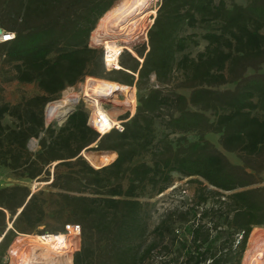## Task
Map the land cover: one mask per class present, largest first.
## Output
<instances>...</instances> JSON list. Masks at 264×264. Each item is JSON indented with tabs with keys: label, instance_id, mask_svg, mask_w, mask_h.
<instances>
[{
	"label": "trees",
	"instance_id": "16d2710c",
	"mask_svg": "<svg viewBox=\"0 0 264 264\" xmlns=\"http://www.w3.org/2000/svg\"><path fill=\"white\" fill-rule=\"evenodd\" d=\"M117 1L0 0V26L16 33L0 43V67L14 72L5 79L40 89L19 103L0 104V168L59 190L51 214L62 224L54 231L81 225L73 264H145L170 238L182 244V264H242L251 232L264 226V0H163L148 44L135 50L143 61L125 52L122 69L108 71L90 38L98 20L105 15L100 28L106 29L114 9L134 0ZM202 41L204 49L193 56L190 49ZM179 69L183 78L175 82ZM92 75L99 78L88 83L91 98L112 95L108 82L137 87L136 114L125 130L100 136L84 104L62 124L46 127L49 102ZM211 132L218 144L207 138ZM33 138H39L36 153L29 147ZM94 144L106 153L88 156L91 165L81 153ZM175 172L216 190L211 197L199 189L198 202L166 212L147 243L152 214L143 199L167 191ZM42 192L23 184L0 187V264L14 236L35 234L45 221ZM189 214L191 238L183 239V230L169 222L175 216L189 221ZM163 250L171 252L169 244Z\"/></svg>",
	"mask_w": 264,
	"mask_h": 264
},
{
	"label": "rangeland",
	"instance_id": "374dc122",
	"mask_svg": "<svg viewBox=\"0 0 264 264\" xmlns=\"http://www.w3.org/2000/svg\"><path fill=\"white\" fill-rule=\"evenodd\" d=\"M124 1L126 2V0H123L122 2H124ZM236 1L241 3V4H246L248 0H235V2ZM146 2H148L150 4L149 9H153L155 11V14L151 16L152 19H155V17L158 14V10H159L158 8L162 4L163 0H156L154 3L150 2L149 0ZM111 15L109 16V18L111 17ZM104 17H105V15L100 20H98V22L95 25L96 27H95V29L91 35L94 36L96 34V30L98 29V27L100 28L101 20ZM145 19L148 20L147 18H145ZM107 20H106V22L104 21L105 25H106L105 28L107 30H109L110 26L107 25ZM193 31H194V29L190 30V32H193ZM90 40H91V38H90ZM148 41H149V39H148ZM202 42L203 43H201L199 46H196V47H193L190 49L193 52V56L197 55L198 51L204 49L206 44L204 43V41H202ZM142 61H143V59H142ZM13 73H14L13 70L8 68V67H5L4 69L0 67V104L5 103V102H10V103L16 104V103H19L20 100L24 97H32V96H34V94L40 92L39 87L36 86L35 84L33 85V84L18 83L16 81H7L5 78L11 77L13 75ZM91 77H96V76L92 75V76L84 77L82 80L78 81L75 85L66 87L63 90V92L60 94L59 98L57 99V101H58L57 103L53 104V102H56V101L49 102L47 107H49V105L51 103L52 104L47 111V115H48L47 117L48 118H46V127H48L49 124H51V123L60 125L65 121V119H60V118L58 119V117L53 118L54 114L58 111H61V110L64 111V109L71 110L72 108L75 109L80 104H84L86 109H89V108H87V105L89 104V94L87 93L86 90H87V87L89 85L88 83L92 79H95V78H91ZM96 78H99V77H96ZM182 78H183V71L179 69L175 73V82L179 81ZM100 79H103V78H100ZM108 84H109L110 90L112 92V95H109V94L105 95V94L98 92L99 94L106 96L104 98H109V100H110V101L106 100V102L104 104V108H105L106 112H109L111 114V116L114 118H116V117L122 118L123 116H127L128 114H130V112L129 113L123 112L125 110V107H124L125 98H122L121 96L118 97L116 95V92H115V88L118 87L117 83L108 82ZM127 85L128 84H126V86ZM128 86H130V85H128ZM130 87H134V86H130ZM136 90H137V87H136ZM181 90L183 92H186L185 89H181ZM131 98H132V102L135 103V99L133 98V95ZM76 103H78V104L76 106H73ZM53 106H57V107L59 106V108H58L59 110L52 112ZM47 107L45 108V111H46ZM134 112H136V111H134ZM6 121L11 123L10 118L7 119ZM42 136H45V133H42L41 137ZM189 136L192 137L191 134H189ZM173 137H175V136L173 135ZM207 138L218 144V139H217L218 135H216L215 133L211 132L210 134L207 135ZM94 146H95V144L88 147L90 149H85L84 151H82L84 153L85 157H87V159L90 161L91 165H94L95 163L88 156L92 155L91 152L98 151V150L92 149ZM29 147L33 153H36V151H38L40 149L39 138L31 139L29 142ZM98 152H100V151H98ZM228 153H229V157L231 158L232 161L238 162L239 157L236 153H231V152H228ZM56 163L57 162H54V163H52V165H50V171L51 172L54 170V165ZM65 170H66V167H60V171L62 173L65 172ZM173 177H174L173 185H174L175 189L169 188L163 194L154 195L153 197L146 196L147 200L143 199L145 201H148L147 203L150 204V207H148V208L152 214V217L149 220V229L150 230H149V234L147 237V243H149L150 241H153L155 239V237H156V235L154 234L155 226L160 222L161 217L163 215L167 214L166 212H168L171 209H175L177 207L183 208V206H185L186 203L198 202L197 193H198L199 189L206 188V192L211 197H212V194H214L213 191L216 190L213 186L211 187L208 183H206L201 178L196 179L193 177H185V176H181V174L176 173V172L173 173ZM262 181L264 183V174L262 175ZM49 183L50 182L44 181L42 178H39V179L37 178L34 181H29L27 178L20 177V175L14 173L13 171H11L8 168H5V167L0 168V187L7 186V185H16V184L22 185L23 184V185H27L29 188H31L32 193H37L40 190H43L41 196L47 202L45 205V207L47 209V216H46L45 221L37 228V230H36L37 233H35V234L23 233V234H18L16 236H14V238L11 240V242L8 246L9 248L6 251V255L2 258V261L6 259L8 261V264H39L40 262L34 263V261L32 262V260L30 259V257H29L30 254H29V251L27 250V249H29V247L28 248L26 247L27 241L24 240L25 238L23 239V236L24 235H26V236L37 235L38 236V235L47 234V233L48 234H53V233H61L62 234V233H64L62 231H54L55 229H58L62 224L61 220H59L58 218L54 217L53 214H51V211H52L53 207L55 206V203L53 204V202H51V201L58 197V196H56V193L59 190L56 188H50L48 185ZM184 189L186 190V193H183ZM211 204H212V199H210V205ZM198 211L201 212L202 209L199 208ZM174 219H177V216H175ZM174 219L171 220L169 222V224H170L171 228L173 227L175 229L183 230L182 234L179 237H182L183 239L187 238V237L191 238V231L193 228L192 227V223H193L192 215L189 214V221L184 220L181 222L179 220L174 221ZM203 220L207 221V222L210 221L209 218H204ZM7 224H8V228H7V230H8L9 226H11V224H12L10 222L9 218L7 220ZM175 234H176V232H175ZM21 237H22V239H20ZM2 238L3 237L0 236V239H2ZM237 238L240 239V237H237ZM170 240H171V238H170ZM170 240L169 241L165 240L164 242H162L160 240L161 244H159L158 248L155 249V251L152 254L151 259L147 260L145 262V264H158L162 260H166L167 262H170V261H174V257L177 258L175 261L176 263H174V264H182L184 261V257L182 256L184 254V249L182 248V244L181 243H174V242H171ZM248 240L249 241L247 244V248H246L245 252L243 253L244 256H243L242 264H251V263L256 264L257 262H258L257 264H264V255H263L264 226L255 227L253 229V231L251 232ZM70 241L71 240H68V243H70ZM166 242H168L170 249H171L170 250L171 252L163 250V246L168 245V244H166ZM71 243L73 246H71L70 249L68 250L69 251L68 255L70 254L71 260H72L74 253L81 248V245H80L81 236L79 239L73 240ZM16 245L22 246V248H20V247L17 248V247H15ZM256 246H258V248ZM18 249H22L23 252L19 251ZM15 250H17L16 253H15ZM24 250H26V251H24ZM260 250H261V253H260ZM167 252L172 253L173 256ZM18 253L22 254V258L16 256V254L18 255ZM164 254H168L169 256H164ZM261 254H262V256H260ZM23 255H24V257H23ZM68 255H66L65 258ZM259 256L261 258H258ZM247 257H248V262H247ZM65 258L61 259V260L64 261ZM72 264H73V260H72Z\"/></svg>",
	"mask_w": 264,
	"mask_h": 264
},
{
	"label": "built area",
	"instance_id": "2783aa9c",
	"mask_svg": "<svg viewBox=\"0 0 264 264\" xmlns=\"http://www.w3.org/2000/svg\"><path fill=\"white\" fill-rule=\"evenodd\" d=\"M151 16L152 15L150 14L148 20L145 19L144 21H137L134 23H131L133 21H130L129 23L120 24L119 27L118 26L110 27L109 30L100 33L97 37H95V35L94 36L91 35V45L93 47H98L103 50L104 69L108 71L121 70L122 69L121 57L124 55L125 52H129L134 57L136 56L142 61V59L138 56L135 50L140 45L148 44V39H147L148 32L154 22V19H152ZM15 38H16L15 32L6 30L5 28H2L0 26V43L11 41L14 40ZM137 75L138 74H136V76ZM152 79L153 80L155 79L154 75ZM130 88L133 90L135 89L134 96L136 97V107H137L138 97H137L136 86L134 85V87H130ZM117 96L119 97L121 95H117ZM121 97L123 98V96ZM97 99L98 100L95 99L96 101L94 102L93 99L89 98V104L87 105V108H89L87 109L89 113V124L92 126V128H95L99 132L100 136H103L112 130H118L119 132H123L125 130V122H127L130 118H132L136 114V112H133L131 106L126 105V103L124 102L125 110L123 112L125 113L130 112V114H128L129 115L128 118H124V116L122 118L119 117L114 118L112 116L106 117V114L102 113L100 110L101 109L105 110L104 104L106 100L107 101L110 100L109 98H97ZM99 103H100V107H99ZM136 107L134 111H136L137 109ZM45 115H46V111H45ZM106 123L109 124L107 128H105ZM169 188L175 189L174 185H172ZM183 193H186L185 189L183 190ZM64 231H65L64 235L67 240L65 242L67 247L65 248L60 247L59 250H63L64 252L68 253L70 247L73 246L71 242L73 240L79 239L80 236L82 235L81 225L77 223H67V225H65ZM47 235L48 233L42 234L41 237H45ZM68 240H71L70 243H68ZM58 245L59 244H57L56 246ZM2 262L3 264H8V261L6 259L3 260Z\"/></svg>",
	"mask_w": 264,
	"mask_h": 264
},
{
	"label": "bare ground",
	"instance_id": "6f19581e",
	"mask_svg": "<svg viewBox=\"0 0 264 264\" xmlns=\"http://www.w3.org/2000/svg\"><path fill=\"white\" fill-rule=\"evenodd\" d=\"M149 6H150V4L148 2H146L145 0H134V1L127 2L123 5H120L119 7L114 9L111 17L107 20V25L110 27H114V26H120V24H123V23L124 24L129 23L130 21H133L131 23H134L137 21H144L145 18L148 19L150 14L151 15L155 14V11L153 9H149L150 8ZM105 31H107V29H101L98 27V29L96 30L95 37H97L100 33H103ZM93 39H94V37H93ZM117 85H118V87L115 88L116 95L123 96V98H125L126 105L131 106V109L134 112L135 107H136V97L134 96V94H135L134 90L135 89L133 90L128 85L126 86L124 84L117 83ZM132 95H133V98L135 99V103L132 102V98H131ZM89 98H91V97L89 96ZM97 98H104V96L98 94V95L92 96L91 99H93L95 102L96 100H98ZM51 104L49 105V107L51 106ZM76 104H74V105H76ZM49 107H47L46 115H47V111H48ZM99 107H100V103H99ZM58 108H59V106L58 107L53 106L52 112L59 110ZM99 110H100V108H99ZM68 111H69V109H64V111L63 110L58 111L54 114L53 118L58 117V119L59 118L63 119ZM100 111L102 113H105L106 117L111 116V114L109 112H106V110L101 109ZM108 125L109 124L106 123L105 128H107ZM23 239L27 241L26 247L27 248L29 247V249H30V250L29 249H27V250L29 251V254H30L29 257L32 260V262L33 261H34V263H39V262L41 263L42 262L41 264H72L71 256H70V254L68 255L69 251L67 253V252H64L63 250H59L60 247H63V248L67 247L66 243H65L67 240H66L64 233H62V234L61 233L48 234L45 237H41V235H38V236L37 235H35V236L24 235ZM57 244H59V245L56 246ZM15 247L22 248V246H17V245ZM256 247L258 248V246H256ZM18 250L23 252L22 249H18ZM24 251H26V250H24ZM16 252H17V250H15V253ZM260 253H261V250H260ZM65 254L68 255L66 258H65V256H66ZM263 255H264V249H263ZM16 256L22 258V254L18 253V255L16 254ZM260 256H262V254ZM260 256L258 258H261ZM23 257H24V255H23ZM64 258L66 261L61 260ZM247 262H248V257H247ZM251 264H254V263H251Z\"/></svg>",
	"mask_w": 264,
	"mask_h": 264
},
{
	"label": "water",
	"instance_id": "95a60500",
	"mask_svg": "<svg viewBox=\"0 0 264 264\" xmlns=\"http://www.w3.org/2000/svg\"><path fill=\"white\" fill-rule=\"evenodd\" d=\"M149 50V49H148ZM79 103V102H78ZM77 103V104H78ZM76 104V105H77ZM76 105H74V106H76ZM75 109L74 108H72L71 110H69L67 113H66V115L64 116V118L63 119H66L69 115H70V113L72 112V111H74ZM106 151H100V152H98V151H94V152H91L92 154H94V153H105ZM117 153V152H116ZM84 157H85V155H84V153L82 152L81 153ZM86 159H87V157H86ZM88 160V159H87ZM22 211V209H20L19 210V212H21ZM9 227H12V225L11 226H9ZM0 240H2V239H0Z\"/></svg>",
	"mask_w": 264,
	"mask_h": 264
},
{
	"label": "crops",
	"instance_id": "0c3cea01",
	"mask_svg": "<svg viewBox=\"0 0 264 264\" xmlns=\"http://www.w3.org/2000/svg\"><path fill=\"white\" fill-rule=\"evenodd\" d=\"M116 156H117V153H116ZM240 161L238 160V162H235V163H239Z\"/></svg>",
	"mask_w": 264,
	"mask_h": 264
}]
</instances>
